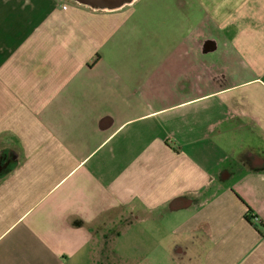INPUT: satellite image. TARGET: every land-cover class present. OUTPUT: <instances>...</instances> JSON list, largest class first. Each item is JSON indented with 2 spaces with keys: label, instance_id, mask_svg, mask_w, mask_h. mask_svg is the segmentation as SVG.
Masks as SVG:
<instances>
[{
  "label": "crops",
  "instance_id": "1",
  "mask_svg": "<svg viewBox=\"0 0 264 264\" xmlns=\"http://www.w3.org/2000/svg\"><path fill=\"white\" fill-rule=\"evenodd\" d=\"M133 224L144 263L264 264V0H0V264Z\"/></svg>",
  "mask_w": 264,
  "mask_h": 264
},
{
  "label": "flooded vegetation",
  "instance_id": "2",
  "mask_svg": "<svg viewBox=\"0 0 264 264\" xmlns=\"http://www.w3.org/2000/svg\"><path fill=\"white\" fill-rule=\"evenodd\" d=\"M100 245L98 242L93 244L87 257L88 264H146L141 262L138 257L135 258V254H130L129 257L125 258L119 252L115 253L109 243H102V249L106 245L108 246V249L105 250H101Z\"/></svg>",
  "mask_w": 264,
  "mask_h": 264
},
{
  "label": "rangeland",
  "instance_id": "3",
  "mask_svg": "<svg viewBox=\"0 0 264 264\" xmlns=\"http://www.w3.org/2000/svg\"><path fill=\"white\" fill-rule=\"evenodd\" d=\"M134 226L135 225L133 224L132 226H128V227L125 226V227L121 228L119 230L121 232L120 237L119 238L117 237L116 240L112 242V247L114 248V250L119 252L121 254V256H123L125 258L129 257L130 254H134V252H133V248H134L133 242L135 241V239L133 238L134 231H135ZM106 249H108V246ZM168 251L169 250H167L165 247H162V248H157L156 252H152V253L150 252L149 254H151V255L156 254L159 256H165L168 254ZM144 254H143V256H147L146 253H144ZM137 257H138V255L135 254V258H137ZM163 258H161L162 264L164 263ZM159 264H161V263H159Z\"/></svg>",
  "mask_w": 264,
  "mask_h": 264
},
{
  "label": "water",
  "instance_id": "4",
  "mask_svg": "<svg viewBox=\"0 0 264 264\" xmlns=\"http://www.w3.org/2000/svg\"><path fill=\"white\" fill-rule=\"evenodd\" d=\"M78 4L86 5L91 8L110 10L120 8L132 0H72Z\"/></svg>",
  "mask_w": 264,
  "mask_h": 264
},
{
  "label": "built area",
  "instance_id": "5",
  "mask_svg": "<svg viewBox=\"0 0 264 264\" xmlns=\"http://www.w3.org/2000/svg\"><path fill=\"white\" fill-rule=\"evenodd\" d=\"M252 220L258 221V218L254 216V218H252Z\"/></svg>",
  "mask_w": 264,
  "mask_h": 264
},
{
  "label": "trees",
  "instance_id": "6",
  "mask_svg": "<svg viewBox=\"0 0 264 264\" xmlns=\"http://www.w3.org/2000/svg\"><path fill=\"white\" fill-rule=\"evenodd\" d=\"M248 211H251V210H250V208H249V210H248ZM247 218H248V216H247Z\"/></svg>",
  "mask_w": 264,
  "mask_h": 264
}]
</instances>
